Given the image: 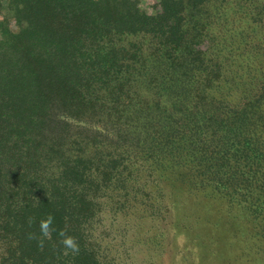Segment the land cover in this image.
I'll return each instance as SVG.
<instances>
[{"label": "trees", "instance_id": "trees-1", "mask_svg": "<svg viewBox=\"0 0 264 264\" xmlns=\"http://www.w3.org/2000/svg\"><path fill=\"white\" fill-rule=\"evenodd\" d=\"M5 1L0 264H113L105 221L133 192L183 234L182 210H201L224 255L240 211L263 214V0Z\"/></svg>", "mask_w": 264, "mask_h": 264}, {"label": "rangeland", "instance_id": "rangeland-1", "mask_svg": "<svg viewBox=\"0 0 264 264\" xmlns=\"http://www.w3.org/2000/svg\"><path fill=\"white\" fill-rule=\"evenodd\" d=\"M135 1L148 14H155L160 9V0ZM7 7L3 0L0 18H8L10 27L16 30ZM263 10L264 0L259 13H264ZM143 193L133 192L127 209L110 215L105 221L108 231L102 244L103 248H109L113 264H264V203L262 205L257 198L253 202L263 214L251 219L250 214L240 211L241 230L228 236L226 244L230 247L223 255L212 251L207 234L211 226L204 221L201 210L195 207L182 210L178 216L180 222L194 232L190 234L186 230L183 234L180 227H176L178 218L171 213L172 219H164L166 213L160 200L152 202L151 196L146 197ZM147 201L149 206L154 204V210L147 211Z\"/></svg>", "mask_w": 264, "mask_h": 264}, {"label": "clouds", "instance_id": "clouds-1", "mask_svg": "<svg viewBox=\"0 0 264 264\" xmlns=\"http://www.w3.org/2000/svg\"><path fill=\"white\" fill-rule=\"evenodd\" d=\"M53 223L54 217L52 215H48L39 222L40 237L38 238V245L40 247H43L44 241L50 240L52 238V233L56 231L53 227ZM58 235L62 238L60 243L63 245L65 255H76L79 253L80 247L75 237L68 235L65 229L59 230ZM32 236L33 234H30V238H32Z\"/></svg>", "mask_w": 264, "mask_h": 264}]
</instances>
